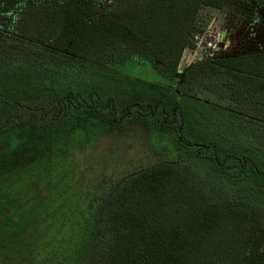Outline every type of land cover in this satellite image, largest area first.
Returning a JSON list of instances; mask_svg holds the SVG:
<instances>
[{
    "label": "trees",
    "instance_id": "1",
    "mask_svg": "<svg viewBox=\"0 0 264 264\" xmlns=\"http://www.w3.org/2000/svg\"><path fill=\"white\" fill-rule=\"evenodd\" d=\"M226 2L0 0V264H264V51L177 74ZM133 125L149 165L95 189L69 249L26 240L11 172Z\"/></svg>",
    "mask_w": 264,
    "mask_h": 264
},
{
    "label": "rangeland",
    "instance_id": "2",
    "mask_svg": "<svg viewBox=\"0 0 264 264\" xmlns=\"http://www.w3.org/2000/svg\"><path fill=\"white\" fill-rule=\"evenodd\" d=\"M100 1L103 3L106 0ZM196 25L205 33L215 35L221 43L222 49L215 56L229 57L264 51V8L258 5L227 0L220 10H200ZM189 61L199 60L191 57L187 51L178 67V76L184 73ZM214 118L218 120V116ZM200 127L206 128L204 137H209L208 134L221 136L231 131L226 122L219 121L214 124L202 123L198 129ZM149 131L141 125L121 127L110 135H100L92 141L86 138L80 140L81 145L77 143L66 156H44L37 162L25 161L23 167L12 171L9 184L13 188L11 193L17 197L19 214L25 219L22 230L26 240L46 233L41 236H46L47 241L52 240L57 246L63 245L69 249L77 238L95 189L98 188L99 195V187L106 186L108 178L136 170L143 164L149 165ZM15 174L20 175L19 178ZM19 179L20 183L17 181ZM43 191L47 198L42 201L39 196ZM48 210L56 211V214L46 221L44 211ZM59 211L64 214L63 217ZM37 214V223L28 225L30 217Z\"/></svg>",
    "mask_w": 264,
    "mask_h": 264
},
{
    "label": "built area",
    "instance_id": "3",
    "mask_svg": "<svg viewBox=\"0 0 264 264\" xmlns=\"http://www.w3.org/2000/svg\"><path fill=\"white\" fill-rule=\"evenodd\" d=\"M221 49V43L218 42L216 36L203 31L201 33L194 34L192 38V47L187 51L191 54V57H196L199 61H201L213 58ZM191 63L193 62H189L188 65ZM187 67L184 71H186Z\"/></svg>",
    "mask_w": 264,
    "mask_h": 264
},
{
    "label": "crops",
    "instance_id": "4",
    "mask_svg": "<svg viewBox=\"0 0 264 264\" xmlns=\"http://www.w3.org/2000/svg\"><path fill=\"white\" fill-rule=\"evenodd\" d=\"M184 53H187V51H185ZM189 53V52H188ZM190 62V61H189ZM189 66V65H188Z\"/></svg>",
    "mask_w": 264,
    "mask_h": 264
},
{
    "label": "water",
    "instance_id": "5",
    "mask_svg": "<svg viewBox=\"0 0 264 264\" xmlns=\"http://www.w3.org/2000/svg\"><path fill=\"white\" fill-rule=\"evenodd\" d=\"M221 47H222V45H221Z\"/></svg>",
    "mask_w": 264,
    "mask_h": 264
}]
</instances>
